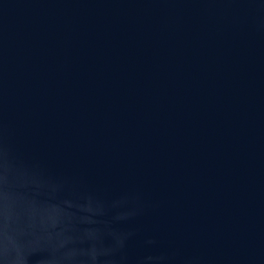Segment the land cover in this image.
Wrapping results in <instances>:
<instances>
[{"label": "water", "instance_id": "1", "mask_svg": "<svg viewBox=\"0 0 264 264\" xmlns=\"http://www.w3.org/2000/svg\"><path fill=\"white\" fill-rule=\"evenodd\" d=\"M0 264H264V0H0Z\"/></svg>", "mask_w": 264, "mask_h": 264}]
</instances>
